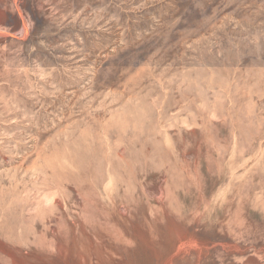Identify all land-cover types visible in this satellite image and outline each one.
<instances>
[{"label": "rangeland", "instance_id": "rangeland-1", "mask_svg": "<svg viewBox=\"0 0 264 264\" xmlns=\"http://www.w3.org/2000/svg\"><path fill=\"white\" fill-rule=\"evenodd\" d=\"M0 264H264V0H0Z\"/></svg>", "mask_w": 264, "mask_h": 264}]
</instances>
